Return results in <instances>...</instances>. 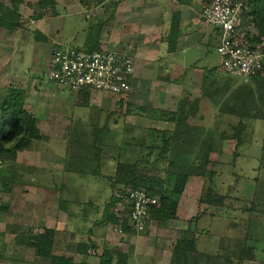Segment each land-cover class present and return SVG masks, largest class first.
Here are the masks:
<instances>
[{
    "label": "rangeland",
    "instance_id": "rangeland-1",
    "mask_svg": "<svg viewBox=\"0 0 264 264\" xmlns=\"http://www.w3.org/2000/svg\"><path fill=\"white\" fill-rule=\"evenodd\" d=\"M19 7L21 19L24 20H21L20 28L24 27L26 21L30 32H25L24 40L13 35L10 40L12 55H0V101L6 96L5 90L8 92L11 88L20 89L26 102L36 108L37 124L47 140L33 142L28 150L18 152L12 162L0 160V254L5 264H30L33 261L35 254L30 245L34 242L30 240L37 233L48 229V220L44 217L61 211L71 196L77 195L83 202L90 201L96 207L103 206L108 195L102 191L99 180L92 177L97 176L95 173H81L77 165L64 164L62 172L33 167L37 160L34 152L37 150L54 152L48 158L52 162L62 156L65 147L69 145L67 150L73 148V144H69L72 140L70 136L68 141L62 139L67 133L64 129L60 130L55 125L56 122L50 127L47 125L49 120L57 118L58 113H63L64 108L69 105L66 103L64 106L54 99L56 92L60 93L61 90L45 78L48 64L44 59L48 48L42 46L38 49V45L33 42L32 34L36 30L32 25L36 24L27 19L31 15L30 11L23 7L19 10ZM57 9V17L51 19L47 9L44 13L45 20L50 19L53 28L63 30L64 39L65 33L70 31L81 35L89 25L79 15L69 16L70 10L65 13L63 9ZM240 17L241 29L254 33V27L245 24L243 14ZM142 26L145 25H141L140 29ZM137 27L133 24L128 31L132 32ZM66 40L72 46V43L76 45L81 42V37L74 42L72 38L66 37ZM216 45L213 42L211 46ZM215 52L213 48L210 55L215 72L211 73L199 95L191 97L190 104L197 103L200 109L194 111L192 116L189 115L188 120L179 116L176 122L178 125L174 124L172 128L173 135L155 134L152 141H147L141 128H152V125H143V120H137V124L131 123L133 120L127 121L130 114L144 117L146 113L139 111L140 108L135 111V108L127 106L128 95L123 98L104 95L105 100L108 99L111 104L107 105L109 111H104L106 118L104 117L103 122L107 123L105 126L108 130L111 129L105 135H109V139H115L118 133L116 130L112 132V129L119 127L120 159L128 158L130 162L139 159L140 169L144 167L149 175L163 178L169 191H172L177 177L185 176L183 189L175 196L177 204L181 202L182 209L179 212L176 210L175 219H184V224H188L199 235L197 240L193 236L184 239L191 243L197 241V248L193 246L196 249L188 252V256L183 250L177 251L174 248L176 242L182 240L176 234L180 228L175 227L174 230V226L169 224L170 220L161 219L158 223L150 219L143 233L131 234L132 249L135 250L131 255L132 264H192L195 257L193 252L202 247L209 249L208 253L198 257L199 263L196 264H225L226 261L229 264H256L255 252L257 248L260 249L257 240L264 241V73L250 77L227 75L221 71L220 57ZM23 71L27 73L19 83L12 76L20 75ZM64 92L70 99L68 102L72 104L70 109L74 108L75 95L67 90ZM148 97L149 95H141L139 103L143 104ZM97 101L93 99L92 103L95 105ZM72 112L76 117L81 112L88 115L92 110L75 108ZM162 113H156L158 118ZM169 116L165 114L160 118L165 120ZM75 117L72 129L86 133L88 122L83 119L78 123L79 120L76 121ZM239 122L243 127L238 129ZM92 128L94 135L92 134V144L89 145L94 147L93 139L98 137L99 126ZM163 141L168 144L166 149H163ZM211 145L212 149L209 151L208 146ZM95 146H100L97 141ZM84 151L87 154L94 150ZM22 159L26 160V164L19 167L18 161ZM82 164L79 162L80 166ZM166 172L169 174H165ZM112 175L107 177L109 184ZM103 184L107 185V182ZM109 189L111 190L110 185ZM117 190L125 189L117 187ZM170 193L168 192L169 195ZM193 200L196 209L189 207L188 203ZM203 232L207 236L205 233L202 235ZM122 247L126 248V244ZM173 248L175 250L171 252ZM190 258L191 262H187Z\"/></svg>",
    "mask_w": 264,
    "mask_h": 264
},
{
    "label": "crops",
    "instance_id": "crops-1",
    "mask_svg": "<svg viewBox=\"0 0 264 264\" xmlns=\"http://www.w3.org/2000/svg\"><path fill=\"white\" fill-rule=\"evenodd\" d=\"M205 1L130 0L127 2H100L98 0H54L55 6L53 8L45 7L41 9L36 0H23L19 10L23 7L30 11L31 15L27 19L32 20L36 24L32 25L35 26L33 29L36 30L32 34L33 42L38 45V49H41L42 46H47L48 50L45 51L46 56L44 59L47 64L49 63L54 43L67 44L66 37L72 38L73 42L81 37V42L76 43V45L72 43V46L82 49H93L96 47L98 49L113 50L132 44L135 47L136 58L134 72L130 80L131 91L128 94L127 106L130 105V107L135 108V111L139 108V111L144 109L146 114L145 118L142 115L130 114L127 117V121L133 120L131 123L137 124L139 123L137 120H143L141 121L143 125H152V128L147 126L146 128H141L146 136L145 139L152 141V137L155 134L156 136L162 135V132L171 134L174 126L172 119L178 112L184 120H188L189 115H193L199 105L197 103L196 105L190 104L192 95H199L200 89L209 80L211 73L215 72L210 55L212 49L214 48L215 52V47L218 45V31L206 25L201 18L200 12ZM57 8L63 9L65 13L70 10L69 16L79 15L82 19L87 20L89 25L84 28L85 30L81 35L72 34L70 31L65 33L64 39V31L56 27L53 28V23L49 21L51 17H57ZM47 9L50 19L45 20L46 15L44 13ZM34 14L44 15L39 16L40 18L35 16L37 20H33L35 19L33 17ZM87 14L88 17H86ZM22 21L24 20L22 19ZM133 24L138 27L135 28L136 30L133 29L131 30L132 32H129L128 30ZM143 24L145 26L140 29ZM28 30V22L26 23V21L23 28L18 27L13 31L1 28L0 55L10 57L12 55L11 38L15 35L24 40L25 32ZM213 42L217 44L215 47L211 46ZM30 71L32 70L30 69ZM22 73L12 77L21 83L20 81H23L27 72L25 74ZM58 88H60L61 92L57 91L54 99L56 98L63 105L67 103L69 107L64 108L63 113H58L57 118L49 120L47 125L50 127L56 122L55 125L60 130L64 129L66 131L67 134H64L62 139L68 141L70 140L69 136L71 137L72 140L69 144H73V148L70 149L72 153L67 150L68 145L62 154L58 153L62 156L51 162L49 160L50 154L54 152L48 153L36 149L38 152L35 150L34 154L37 156V160L33 167L62 172L65 168V166L63 167L64 164L77 165L81 173L84 172L90 175L95 173L97 176L94 177L92 175V177L96 181L99 180L102 191L104 193L107 192L108 195L104 201L105 204L96 207L90 201L83 202L77 195L75 197L71 196L61 211H58L55 215L44 217L48 220L46 228L52 229L55 233L52 258L55 261L68 260V263L63 264H99L100 256L104 249H109L115 251V253L128 254L127 264H132L131 255L134 250L132 249V233L115 232L112 230L113 226L109 223L111 214L118 215L122 209V205L118 201H115L113 206L109 205L111 204V190L109 189L110 184L107 177L114 173L116 163L121 156V149L118 147L120 144L119 127L116 126L112 129V132L116 130L118 133L115 139H109L110 136L105 135V132L111 129L105 128L107 123L103 122L105 120L104 111L108 109L107 105L111 104L107 101L108 99L105 100L104 95L106 94L103 93L90 90H82L77 93L68 91L70 94L75 95L73 99L75 100L74 108L70 109L72 104L68 102L70 99L67 98L66 92H64L66 90L59 86ZM5 94H7L6 90ZM141 95H149L143 104L139 103ZM97 96H100V98ZM93 99H97L98 103L94 105L92 103ZM24 108L31 112L36 120V108L27 103L26 100ZM75 108L78 110L88 108L92 110V113L85 115L81 112L80 115L75 117L72 112ZM159 111L163 112L161 116L165 114L170 116L165 120L161 119V116L158 118L156 113ZM150 113L152 114L150 115ZM73 117L76 118V121L79 120L78 123L83 121V119L88 122L86 124V133L82 134L75 128L72 129ZM54 119L58 121H54ZM95 126H99L98 137L93 140L100 145L99 155L101 160L95 158L94 151L93 153L88 151L89 154L84 151L85 149H92L89 144H92L91 136L92 134L94 135V132L92 133L94 128L92 127ZM37 127L43 135V140L40 142L46 141L45 133L42 132L38 124ZM138 134L140 135L141 132ZM155 139L157 141V137ZM22 152L25 151L19 153ZM73 157L74 159H72ZM80 159L81 161H79ZM40 161L46 162V164ZM79 162L83 164L80 166ZM18 164L19 167H22L20 165L26 164V160L22 159L18 161ZM106 182L107 185H104L103 183ZM61 184L63 185V183ZM71 189H73V192L75 191L74 188ZM188 204L189 207L196 209L194 200ZM176 210L178 212L182 210L181 202L177 204ZM177 218L170 220L169 224L174 226V230L175 227L176 229L180 228L179 232L175 231L178 237L185 239L188 236H193L197 240L199 235L196 231L190 229L188 224H184V219ZM150 219L151 221L153 220L152 218ZM182 225L186 227H182ZM205 235L207 236L206 233ZM196 240L193 242L195 247L197 246ZM257 243L260 249L257 248L255 252L256 264H264V241L257 240ZM125 244L126 248H123L122 246ZM174 248L171 252L175 250ZM207 250L209 249L203 247L197 249L194 252L195 257L192 260V264L199 263L198 257L205 256L208 253ZM31 263L50 264V260L34 256Z\"/></svg>",
    "mask_w": 264,
    "mask_h": 264
},
{
    "label": "built area",
    "instance_id": "built-area-1",
    "mask_svg": "<svg viewBox=\"0 0 264 264\" xmlns=\"http://www.w3.org/2000/svg\"><path fill=\"white\" fill-rule=\"evenodd\" d=\"M244 5L245 0H207L200 12L203 22L218 31L216 53L220 57V69L230 76H254L264 66V35L253 40L241 29L240 15ZM135 58L132 44L113 50L86 51L69 44L54 43L45 78L73 93L88 89L123 98L131 91ZM124 203L128 227L133 233L141 234L147 228L149 211L160 206V199L143 190L127 189ZM113 230L122 233L117 226ZM0 264H5L1 254Z\"/></svg>",
    "mask_w": 264,
    "mask_h": 264
},
{
    "label": "trees",
    "instance_id": "trees-1",
    "mask_svg": "<svg viewBox=\"0 0 264 264\" xmlns=\"http://www.w3.org/2000/svg\"><path fill=\"white\" fill-rule=\"evenodd\" d=\"M36 1L39 8L41 9L45 7L53 8L55 6L54 0ZM7 2L9 4H5L4 1L0 2V29L3 28L8 31H13L20 27L22 19L18 11V7L22 4L23 0H7ZM206 2L207 0L205 3ZM244 7L245 8L242 12L243 16L245 17L244 22L245 24H250L254 27V33L248 32V37L256 40L258 37L264 35V0H245ZM35 16L40 18L39 16L42 15L34 14L33 17L35 18ZM84 50L94 51L99 49L95 47L93 49L85 48ZM262 72H264V66L262 70L256 74V76ZM127 110L129 112V108H127ZM141 112L145 113V110L143 109ZM179 116L181 115L178 112L172 119V122H174L175 125H178L176 122ZM242 127L243 124L239 122L237 128L239 129ZM105 128H107V126ZM188 132L189 130H187V133ZM161 134L166 136L167 132H162ZM175 134L179 135L178 131H175ZM223 139L226 140V138ZM42 140L43 135L40 133L37 127L34 116L24 108L23 92L20 89L11 88L7 92L6 96L0 101V160H3L4 162L9 160L12 162L16 158V154L18 152L28 150L33 142H40ZM93 144L94 147L92 146V148L95 151V158L97 160H101L99 155L100 148L95 146V141ZM162 144L163 149H166V146L168 145L166 141H163ZM208 148L210 151V149H212V145L208 146ZM125 159L127 160H121L119 157L114 173L109 179L111 188V204L109 205L113 206L115 201H118L122 205V208H125V211H120V215L118 214L119 217L118 215L116 216L111 214L109 223L113 225V227L117 226L120 228L123 233L135 234L128 227L125 216L127 207L124 203V196L127 189L143 190L149 196L161 197L160 206L157 208H152L149 211V218L156 220L158 223L161 221V219H175L177 208V199L175 196H178V194L181 193L186 177H177L172 191H169V188H167L163 182V178L149 175L150 173L146 172L144 167L140 169L139 159L134 160V162H130V160L128 161V158ZM165 174H169V172H166ZM117 187L123 188V190H125L119 191L117 190ZM168 192H171L172 195L171 193L169 195ZM54 237L55 233L52 229H45L42 232L34 235L32 237L33 239L30 240L34 243L30 245L29 241V245L31 248H33L36 257L49 259L50 264L68 263V260L63 261V259H61L60 261H55L52 258ZM193 245V243L186 242L184 239H182L181 241L176 242L175 249L177 251L183 250L188 254V256H190L188 252L191 253L193 251ZM127 260L128 254L126 253H115V251L104 249L100 256L99 264H127ZM191 260L192 259L190 258V260L187 262H191ZM224 263L229 264L228 261Z\"/></svg>",
    "mask_w": 264,
    "mask_h": 264
}]
</instances>
